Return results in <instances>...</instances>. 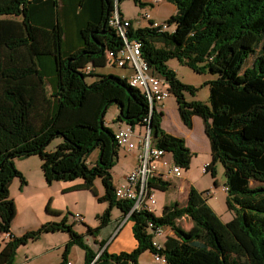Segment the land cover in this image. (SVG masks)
I'll return each mask as SVG.
<instances>
[{
    "label": "trees",
    "instance_id": "1",
    "mask_svg": "<svg viewBox=\"0 0 264 264\" xmlns=\"http://www.w3.org/2000/svg\"><path fill=\"white\" fill-rule=\"evenodd\" d=\"M30 1L0 0V235H10L0 246V264H14L21 245L45 232L60 230L72 236L60 264L68 263L74 244L85 250L84 264H90L97 253L85 242L84 234L66 223L67 218L47 221L22 236L12 233L17 207L10 186L16 177L22 184L26 182L15 159L39 154L48 182L82 179L64 191L90 190L99 201H107L109 206L98 215L100 225H87V232L97 235L111 220L114 206L123 214L132 206L131 201L115 195L112 169L123 147L116 138L122 127L115 131L106 123L110 105L119 108L115 121L133 128L147 125L150 119L152 145L171 152L175 163L185 170L190 168L193 152L183 137L163 129V112L156 105L150 108L141 88L118 74L94 69L106 65L107 50L118 51L124 45L108 23L116 6L121 12L122 0H100V15L81 30L83 45L66 55L60 19L51 28L36 25L30 15ZM134 1L140 6L153 4ZM167 1L177 7L167 20L176 24L173 31L131 25L128 38L142 40L143 56L153 73L169 81L184 124L192 128L194 115L203 119L212 155L206 172L215 176V163L223 164L227 206L234 217L223 221L208 203L210 190L191 186L185 203L166 204L161 215L141 211L130 216L138 241L134 250L118 254L103 250L99 258L140 264L139 256L149 250L164 256L167 264H264V0ZM42 54L55 56L57 84L52 91L47 89L38 62ZM173 58L198 73L216 75L205 83L210 87L209 103L186 98L187 92L195 95L199 88L177 77L169 64ZM88 75L98 78L89 83ZM57 137L61 142L47 150ZM94 151L97 155L91 161ZM99 177L105 189L103 196L96 186ZM214 183L218 186L216 179ZM169 185L170 181L160 177L149 181L151 188L160 190ZM46 209L50 215L61 213L49 204ZM183 218L191 219V229L179 224ZM150 221L156 227L173 230L160 248L153 244Z\"/></svg>",
    "mask_w": 264,
    "mask_h": 264
},
{
    "label": "rangeland",
    "instance_id": "2",
    "mask_svg": "<svg viewBox=\"0 0 264 264\" xmlns=\"http://www.w3.org/2000/svg\"><path fill=\"white\" fill-rule=\"evenodd\" d=\"M56 1L57 3L55 0H31L29 3L30 15L36 25L45 26L47 28L53 27L57 20L60 19L64 27L63 37L65 36L62 51L63 54L66 55L77 50L83 45L81 30L90 20H92V18L100 15L101 11L99 13V10H101V1ZM157 1L158 2H155L154 4L147 3L144 6H140L134 0H122L119 5L121 12L125 17L138 18L137 20H134V26L148 24V22H144L142 17L145 13H149L155 21L160 23L167 22V20L176 13L177 7L174 3L167 0ZM16 18L21 19V17ZM175 28V23L169 25L170 31ZM38 62L45 75L47 89L52 91L53 85L55 83L57 84L55 56L53 54H42L39 56ZM169 64L176 71L177 77L182 82L199 88L195 95L190 92L186 93V98L188 100L199 99L209 103L210 87L205 83L206 81L215 78L216 75L210 73H198L191 67L181 64L175 58L171 59ZM94 69L96 72H110L109 74L119 73L118 75L121 77H123L125 72L122 70L123 68L108 64L105 66H96ZM97 78L98 77L95 75H88L86 79L87 82L92 83ZM165 103L166 107L164 110L166 112L167 119L164 123V127L168 130H170V127H173L175 130L179 131V122L181 123V127H186L181 119L180 121L177 119L179 112L176 96L174 94L169 95L165 100ZM118 114V106L112 104L109 106L105 115L106 123L115 131L120 127H126V123L115 121ZM202 125L203 120H201L200 124L198 122L195 124V136L193 138L194 143L191 145L193 149V157L190 168L184 172V175L187 176L186 180L188 181L190 187L194 186L199 191H206L210 189L208 203L217 212L221 219L226 222L234 217V212L228 209V195L227 192L222 189L226 185L225 169L223 164L218 161L215 163V176H213L210 171L204 172L203 166L205 163H209L211 161L212 155L209 140L204 133ZM134 127L136 133L141 132L145 134V130L142 129L139 124ZM182 132L185 131L182 130ZM181 134H178V136H184ZM61 140V137L53 139L47 146V150H53L61 142ZM188 144L190 143L188 142ZM133 151L138 152V149L129 150L124 147H120L119 149V154L116 158V165L112 169V175L114 176V180L117 184L123 182L126 176L125 174L134 166L135 158L133 156ZM96 153L97 151H94L90 156L91 161H94L97 155ZM15 162L16 166L23 172L26 181L22 184L20 178L16 177L10 186V193L14 198L17 207V214L11 226V228L14 229L13 231L16 236H22L24 233L20 232L25 227L30 228V230H36L41 218L50 216V213L46 209L49 204L53 209L61 212L60 215L53 213L51 216L60 218V220H62V218H67L66 223L72 225L74 230L84 232L82 234H84V238L87 239V225H90L89 221L93 222L94 220L93 214L95 210V203L91 200L93 199L94 194L90 190H84L82 192L85 193L80 194H78V191L75 190L64 191V189L72 185L73 182L80 183L82 182V179H76L75 181L58 180L48 182L44 177L42 169L43 158L39 154L25 158H16ZM185 176L184 178L179 177L172 179L166 190L157 189V213H161V206L164 203L169 205L176 201H183L186 194L181 191L180 185H187L186 182H183ZM215 179L218 181V186L214 183ZM96 186H98L100 191H102V194H104V186L100 177L96 178ZM76 213L83 214L86 217V221H74V215ZM179 224L186 229H191L193 226V223L189 218L181 219ZM108 231L109 229H106L104 233L107 234ZM89 236L93 237L92 234H89ZM3 237L4 234H1L0 244ZM165 238L166 237L164 235L161 236L160 241L163 242ZM79 249L83 250L81 246H79ZM157 263L158 261L155 258L148 261V264Z\"/></svg>",
    "mask_w": 264,
    "mask_h": 264
},
{
    "label": "built area",
    "instance_id": "3",
    "mask_svg": "<svg viewBox=\"0 0 264 264\" xmlns=\"http://www.w3.org/2000/svg\"><path fill=\"white\" fill-rule=\"evenodd\" d=\"M143 17L148 18L149 14L143 15ZM108 23L124 39V45L118 51H107L108 62L118 67H132L134 73L129 76V83L143 90L148 98L150 107L154 103H161L170 94L169 84L166 79L152 72L149 63L142 54L143 42L137 38H128V30L132 25L131 20L124 17L118 9H115ZM153 26L159 27L160 30L167 28L165 23L154 22ZM147 122H149L148 119ZM116 138L120 145L129 150L139 149L137 165L126 175L124 182L115 187L116 198L127 199L132 202L127 217L141 211L155 213L157 198L155 189L149 186L150 178L155 176L163 180H170L183 177V167L175 163L169 151L152 145L148 127L146 133L142 134L140 132L136 133L130 124L126 125V127H122L116 132ZM207 166L208 164L204 165V170H206ZM226 188L222 189L226 190ZM74 217L76 220H82V216L79 213ZM149 229L154 235L153 244L160 248L162 243L158 237L163 234V227H156L150 221ZM6 234L9 236L8 233ZM154 257L161 264H167L164 256L155 253ZM69 264L71 263L69 262Z\"/></svg>",
    "mask_w": 264,
    "mask_h": 264
},
{
    "label": "crops",
    "instance_id": "4",
    "mask_svg": "<svg viewBox=\"0 0 264 264\" xmlns=\"http://www.w3.org/2000/svg\"><path fill=\"white\" fill-rule=\"evenodd\" d=\"M149 1H151V0H149ZM155 2H153V3H155ZM122 70H124L127 73L131 72L130 68H126V69H122ZM98 73H105V72L100 71ZM117 74H119V73H117ZM166 99H164V101L158 105L159 106L158 109L163 112L162 122H161L163 129L169 133L174 134V135L176 134L177 136H178V134L182 133L181 135H184V136H180V135L179 136L183 137L185 139L187 146L193 151L191 145L194 143L193 138L195 136V132H194L195 131V124H196V122H198L200 124L201 120H203V119L198 115H194L192 128H189L186 125H185L186 127H181V123L179 122V127H180L179 131L175 130L173 127L169 128L171 131L166 129L164 127V123L167 119L166 118V112L164 110V108L166 107V103H165ZM179 117L180 116L177 115V119L180 121L181 118H179ZM140 126L142 129L145 130V127H146L145 125H140ZM202 127H203V130L205 133L204 121H203ZM182 130H184L185 132H182ZM205 135H206V133H205ZM188 142L190 144H188ZM133 156L135 158L134 166H136L137 165L138 152L133 151ZM133 167L131 168V170L134 169ZM203 170H204V166H203ZM130 171H128V172H130ZM128 172L126 174H128ZM204 172H205V170H204ZM184 176H183V178H184ZM186 179H187V176H185V179L183 182H186L187 185L186 186L180 185L181 191H183V193L186 194L183 201H179L180 203H185L188 199L190 185L188 184V181ZM75 183L76 182H73L72 185H74ZM113 183L115 186L118 185L114 180V176H113ZM72 185H70V186H72ZM97 189L99 192V196H103L104 194H102V191H100L98 186H97ZM75 191H78V194L85 193V192H82L84 190H75ZM104 193H105V189H104ZM156 197H157V195H156ZM91 200H93V202L95 203V210H94V214H93L94 220L92 219L93 222L89 221V223H90L89 226L96 228L97 226L100 225V219L98 218V215H100L101 213H104V211L109 206V203L106 201H98V198L94 195H93V199H91ZM96 204H97V206H96ZM157 204H158V199H157ZM164 205H166V204L165 203L162 204L161 209L163 208ZM157 211H158V208H157ZM80 215L82 216V220L80 222H85L86 217L83 214H80ZM51 220L59 221L60 218H57V217L51 216V215L46 216L45 218H41L37 227H40L45 222L51 221ZM74 221L78 222L77 220H75V218H74ZM106 229H109L107 234L104 233ZM13 230L14 229H12V233L14 235H16ZM28 230H30V228L25 227L21 230L20 233H25ZM77 232L81 233V234L84 233V232H80L78 230H77ZM20 233H18V234H20ZM86 233H87V239L84 238L85 242L89 246H91L93 248V250L97 253L93 264H130L129 260L115 261L111 258L107 259L106 257L99 258V255L102 253L103 250H107V252L110 254H112V253L118 254V253H121L123 251L130 252V251L134 250L138 245V241L133 234V222L129 218H127V216L125 214H123L121 209H119L116 206L113 207V209L111 211V220L109 221V223L106 226H104L100 229V231L98 232L97 235L92 234V233H88V232H86ZM89 234H92L93 237L89 236ZM172 234H173V230L170 229V227L165 226L164 231H163V235L165 237H167V235H172ZM163 235L159 236V240H160V237ZM71 238H72L71 234L67 231L60 230V231H55V232H45L41 235L40 238H38L36 240H30L28 243L23 244L18 248L16 257L14 260V264H60L63 260V253L65 251L66 245L71 240ZM8 239H9V236L7 234H4V237H3L0 245L3 246L4 243L6 241H8ZM101 241H104L103 246L101 244ZM85 256H86L85 250L79 249V245L74 244L73 246L70 247V252L68 254V261H70L71 264H84L85 263ZM152 258H154L153 252H150L149 250H147L139 256L138 260H139L140 264H148V261L152 260ZM67 264H69V263H67ZM157 264H161V263L158 262Z\"/></svg>",
    "mask_w": 264,
    "mask_h": 264
},
{
    "label": "clouds",
    "instance_id": "5",
    "mask_svg": "<svg viewBox=\"0 0 264 264\" xmlns=\"http://www.w3.org/2000/svg\"><path fill=\"white\" fill-rule=\"evenodd\" d=\"M149 1V0H148ZM156 0H151V1H149V2H155ZM156 2H158V1H156ZM154 4V3H153ZM115 9H118V6H116L115 7ZM119 10V9H118ZM120 12V11H119ZM122 15H123V13L122 12H120ZM145 14H149V13H145ZM145 14H143V15H145ZM124 16V15H123ZM125 17V16H124ZM143 17V16H142ZM127 18V17H126ZM130 20H131V22H132V25L134 26V20H137L138 18H129ZM143 19H144V22H148V24L147 25H150V26H153V23L154 22H158V21H155V20H153L152 19V17H151V15L149 14V17L148 18H144L143 17ZM158 23H160V22H158ZM165 24H167V28L166 29H164V30H161V31H170L169 30V23H167V22H164ZM147 25H140V26H134V27H142V26H147ZM153 27H155V26H153ZM159 30H160V28L159 27H157ZM171 31H173V30H171ZM138 39V38H137ZM124 40V39H123ZM141 40V39H140ZM142 41V40H141ZM143 49V48H142ZM108 51V50H107ZM107 51H106V53H107ZM142 54H143V51H142ZM144 57V56H143ZM145 59V58H144ZM146 60V59H145ZM147 61V60H146ZM148 62V61H147ZM106 64H108V65H111L109 62H108V60H107V58H106ZM112 66H116V65H112ZM116 67H118V66H116ZM151 67V66H150ZM120 68H123V69H126V68H130L131 69V72H130V74L129 75H126L125 73L123 74V77H125L126 78V80H127V82H129L128 81V78H129V76H131L133 73H134V70H133V68L132 67H120ZM90 70V67H87V71L88 72H90L89 71ZM152 70V69H151ZM153 72V71H152ZM162 78V77H161ZM165 79V78H164ZM167 80V79H166ZM167 82H168V84H169V81L167 80ZM131 85V84H130ZM133 86V85H132ZM169 86H170V84H169ZM169 91H170V88H169ZM145 94V93H144ZM172 93H171V91H170V94L169 95H171ZM167 98V97H166ZM165 98V99H166ZM164 101V100H163ZM162 101V102H163ZM161 102V103H162ZM160 103H154V105H156L157 107H158V105H159ZM150 105V104H149ZM154 105L152 106V107H150L151 109L154 107ZM149 123H151V121H150V119H149V122H148V124L147 125H145L146 127H145V133H146V130H147V127L149 128ZM126 125H129V124H126ZM132 126V125H131ZM135 129V128H134ZM149 130H150V128H149ZM141 133V132H140ZM143 134V133H142ZM150 134H151V130H150ZM151 138H152V135H151ZM127 149V148H126ZM135 149H137V148H135ZM168 151V150H167ZM138 153H139V149H138ZM171 153V152H170ZM138 157V156H137ZM206 164H208V163H206ZM135 168V167H134ZM184 169V168H183ZM186 170L184 169V172H185ZM205 172H206V170H205ZM129 173V172H128ZM127 175V174H126ZM126 177V176H125ZM174 179V178H173ZM124 180H125V178H124ZM171 180L172 179H170V180H166V181H170L171 182ZM124 182V181H123ZM122 183V182H121ZM120 183V184H121ZM119 185V184H118ZM117 185V186H118ZM116 187V186H115ZM224 187H226V185L224 186ZM223 187V188H224ZM155 189V194H156V191H157V189L156 188H154ZM210 190V189H209ZM223 190H225V189H223ZM226 192H227V189L225 190ZM157 198V197H156ZM118 199V198H117ZM158 211H157V207H156V211H155V215H161V213H157ZM161 212H162V210H161ZM129 213V212H128ZM127 213V214H128ZM127 214H125L126 216H127ZM131 216V215H130ZM130 216L129 217H127V218H130ZM75 218V217H74ZM76 220V219H75ZM77 221H80V220H77ZM125 223V222H124ZM163 231H164V227H163ZM4 234H6V233H4ZM9 234V233H8ZM163 235V234H162ZM9 238H10V235H9ZM158 239H159V237H158ZM161 242V241H160ZM162 243V242H161ZM154 254V253H153ZM155 258V257H154ZM70 261H68V263H69ZM158 262H160V261H158ZM71 263V262H70ZM94 263V260L90 263V264H93ZM161 263V262H160Z\"/></svg>",
    "mask_w": 264,
    "mask_h": 264
},
{
    "label": "water",
    "instance_id": "6",
    "mask_svg": "<svg viewBox=\"0 0 264 264\" xmlns=\"http://www.w3.org/2000/svg\"><path fill=\"white\" fill-rule=\"evenodd\" d=\"M149 128H150V130L152 129V125H151V123H149Z\"/></svg>",
    "mask_w": 264,
    "mask_h": 264
}]
</instances>
